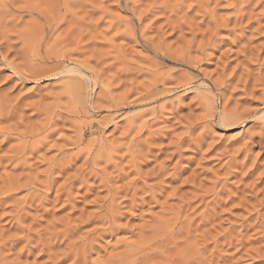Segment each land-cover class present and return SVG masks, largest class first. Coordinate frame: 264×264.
<instances>
[{"label":"rangeland","instance_id":"obj_1","mask_svg":"<svg viewBox=\"0 0 264 264\" xmlns=\"http://www.w3.org/2000/svg\"><path fill=\"white\" fill-rule=\"evenodd\" d=\"M0 264H264V0H0Z\"/></svg>","mask_w":264,"mask_h":264}]
</instances>
